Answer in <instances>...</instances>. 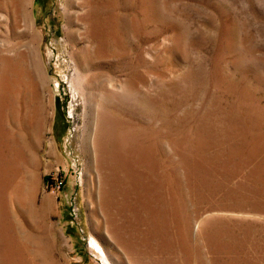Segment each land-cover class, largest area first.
<instances>
[{
    "label": "rangeland",
    "instance_id": "1",
    "mask_svg": "<svg viewBox=\"0 0 264 264\" xmlns=\"http://www.w3.org/2000/svg\"><path fill=\"white\" fill-rule=\"evenodd\" d=\"M0 264H264V0H0Z\"/></svg>",
    "mask_w": 264,
    "mask_h": 264
},
{
    "label": "built area",
    "instance_id": "2",
    "mask_svg": "<svg viewBox=\"0 0 264 264\" xmlns=\"http://www.w3.org/2000/svg\"><path fill=\"white\" fill-rule=\"evenodd\" d=\"M64 186V179L63 177H58L55 182L53 183L52 190L54 192H59L60 189Z\"/></svg>",
    "mask_w": 264,
    "mask_h": 264
}]
</instances>
